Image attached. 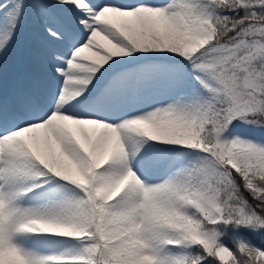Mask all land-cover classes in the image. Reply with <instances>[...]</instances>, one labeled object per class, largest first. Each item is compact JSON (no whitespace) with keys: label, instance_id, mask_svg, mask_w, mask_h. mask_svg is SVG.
<instances>
[{"label":"snow or ice","instance_id":"1","mask_svg":"<svg viewBox=\"0 0 264 264\" xmlns=\"http://www.w3.org/2000/svg\"><path fill=\"white\" fill-rule=\"evenodd\" d=\"M0 264H264V0H0Z\"/></svg>","mask_w":264,"mask_h":264},{"label":"rangeland","instance_id":"2","mask_svg":"<svg viewBox=\"0 0 264 264\" xmlns=\"http://www.w3.org/2000/svg\"><path fill=\"white\" fill-rule=\"evenodd\" d=\"M29 71L28 65L24 62H21L14 70L13 76L18 77L26 74ZM230 243V241H229Z\"/></svg>","mask_w":264,"mask_h":264}]
</instances>
